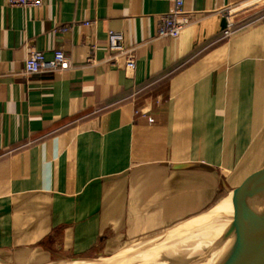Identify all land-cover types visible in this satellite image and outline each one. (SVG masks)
Here are the masks:
<instances>
[{
    "label": "crops",
    "instance_id": "obj_1",
    "mask_svg": "<svg viewBox=\"0 0 264 264\" xmlns=\"http://www.w3.org/2000/svg\"><path fill=\"white\" fill-rule=\"evenodd\" d=\"M170 6L0 0V261L128 248L264 181V0H185L195 20L160 37ZM55 50L69 68L25 73Z\"/></svg>",
    "mask_w": 264,
    "mask_h": 264
},
{
    "label": "water",
    "instance_id": "obj_2",
    "mask_svg": "<svg viewBox=\"0 0 264 264\" xmlns=\"http://www.w3.org/2000/svg\"><path fill=\"white\" fill-rule=\"evenodd\" d=\"M197 167L194 163L172 166ZM224 186L227 195L202 216L160 237L110 257L44 264H264V181L238 189Z\"/></svg>",
    "mask_w": 264,
    "mask_h": 264
},
{
    "label": "built area",
    "instance_id": "obj_3",
    "mask_svg": "<svg viewBox=\"0 0 264 264\" xmlns=\"http://www.w3.org/2000/svg\"><path fill=\"white\" fill-rule=\"evenodd\" d=\"M10 7L38 8L43 0H6ZM171 6L168 12L162 14L157 25V35L160 37L178 38L181 32L196 18L195 12L184 8L185 0H169ZM225 31V35H229ZM108 49L126 56V67L133 69L136 62L133 54L128 53L124 46V36L121 32L110 30L107 33ZM71 66L62 50H55L52 60H47L43 52H33L25 61V73L32 75L45 71H59Z\"/></svg>",
    "mask_w": 264,
    "mask_h": 264
},
{
    "label": "rangeland",
    "instance_id": "obj_4",
    "mask_svg": "<svg viewBox=\"0 0 264 264\" xmlns=\"http://www.w3.org/2000/svg\"><path fill=\"white\" fill-rule=\"evenodd\" d=\"M176 227L173 226V227L169 228L168 230L159 232L157 234H153L152 236H150L151 234H149L148 235V236H150L149 238H145L144 240H142V241H140L138 243L133 242L134 244L132 243L133 245H131L129 247L138 245V244L143 243V242H147V241L153 240V239H155L157 237H160V236L166 234L168 231H170V230H172L173 228H176ZM126 249L127 248H123V249L121 248L120 250H117V251L116 250H112L111 251V249H105V248L104 249H99V250L98 249H94V250H91V252H89L88 256H90V258H99V257L105 258V257H110L111 255L117 254V253H119L121 251H124ZM102 251H105V254L99 255V252H102ZM58 260H60V259H58Z\"/></svg>",
    "mask_w": 264,
    "mask_h": 264
}]
</instances>
